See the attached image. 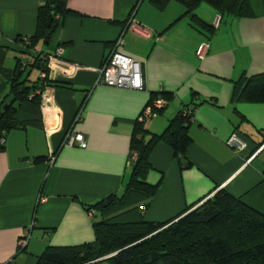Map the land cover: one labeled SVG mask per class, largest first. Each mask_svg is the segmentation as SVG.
<instances>
[{
    "label": "crops",
    "instance_id": "0c3cea01",
    "mask_svg": "<svg viewBox=\"0 0 264 264\" xmlns=\"http://www.w3.org/2000/svg\"><path fill=\"white\" fill-rule=\"evenodd\" d=\"M45 2L0 0L6 68L18 58L32 61L25 40L35 34ZM250 5L251 15L241 18L205 1L189 11L180 0H67L77 14L63 17L49 41L36 46L50 55L63 48L51 61L40 108L16 112L27 124L10 130L0 150V264H37L51 246L95 241L102 216L89 208L127 188L135 125L151 99L166 100L144 121L151 133L163 132L184 107L196 110L183 159L165 142L151 153L147 181L158 189L144 203V221L173 220L223 188L264 214V102L239 100L237 84L243 74L264 73V0ZM133 15L141 28L128 29L119 51L141 63L145 89L97 85ZM203 43L209 48L201 59ZM9 58L14 66L6 65ZM81 106L74 129L87 147L62 146ZM234 132L247 142L242 151L227 145ZM27 231L30 239L20 247Z\"/></svg>",
    "mask_w": 264,
    "mask_h": 264
},
{
    "label": "trees",
    "instance_id": "16d2710c",
    "mask_svg": "<svg viewBox=\"0 0 264 264\" xmlns=\"http://www.w3.org/2000/svg\"><path fill=\"white\" fill-rule=\"evenodd\" d=\"M153 1L163 4L167 0ZM180 1L189 11L205 1L222 14L241 18L251 15L250 0ZM70 14L77 13L68 8L67 0H46L39 10L35 34L25 40L28 51H34L32 61L27 64L18 58L13 69L6 68L3 65L5 48L0 47V77L3 76L0 140L6 138L10 130L26 126L27 122L15 116L18 110L38 112L43 91L50 85V54L38 51L36 46L42 40L48 42L61 19ZM32 68L38 70L34 80L28 76ZM42 73L46 76L42 77ZM237 84L239 100L264 102V73L243 74ZM195 106L184 107L161 133H151L144 122H137L130 152L131 158H135L127 188L121 196L111 195L89 208L99 210L102 216L94 223L95 241L79 246H51L37 264H264V214L224 188L173 220L144 221L141 206L145 207L144 203H148L158 189V184L147 181L152 169L151 153L158 143L165 142L178 157H185L193 142L189 125ZM5 144L0 143V150ZM142 246L145 249L141 251Z\"/></svg>",
    "mask_w": 264,
    "mask_h": 264
},
{
    "label": "built area",
    "instance_id": "2783aa9c",
    "mask_svg": "<svg viewBox=\"0 0 264 264\" xmlns=\"http://www.w3.org/2000/svg\"><path fill=\"white\" fill-rule=\"evenodd\" d=\"M219 21L220 18L216 20V25L219 24ZM129 28L135 31H137V28H141V26L135 21L134 15L129 18L126 28L122 31V33L115 41L113 51L105 59L96 83L97 85L104 84L130 89H145L141 63L119 51V48L125 43V35ZM208 48V43L201 44L197 49V56L201 59L205 58ZM62 54L63 48L60 47L59 49H57L56 54L49 55L48 67L51 68V61ZM41 76L45 77L46 74L42 73ZM165 105L166 100L163 98L157 99L152 103L147 104L139 117V122L143 123L149 117L155 116L158 113L159 109L164 108ZM83 111L84 106H81L74 117L73 125L68 129L63 138L61 144L62 146L78 145L82 148L87 147V140L85 135L76 132L74 129L75 125L82 120ZM0 143H6V138L2 137ZM227 145L235 151H242L247 147V142L238 133L234 132L228 139ZM133 158H135V156H133L131 159ZM251 159L252 157L248 161L250 162ZM142 209H146V206H142ZM89 213L93 215L94 211L90 210ZM29 239L30 233L27 231L20 240V247H25Z\"/></svg>",
    "mask_w": 264,
    "mask_h": 264
},
{
    "label": "rangeland",
    "instance_id": "374dc122",
    "mask_svg": "<svg viewBox=\"0 0 264 264\" xmlns=\"http://www.w3.org/2000/svg\"><path fill=\"white\" fill-rule=\"evenodd\" d=\"M6 65L7 66H14V60H12V59H7V63H6ZM32 69H34V68H32ZM32 76L34 77V78H37L38 77V70L37 69H34L32 72ZM3 76H1L0 77V83H2V81H3ZM5 81V80H4ZM144 240V239H143ZM143 249H145V247L144 246H142L141 247V251L143 250ZM101 259H104V257L103 258H101ZM104 264H107V263H104Z\"/></svg>",
    "mask_w": 264,
    "mask_h": 264
},
{
    "label": "water",
    "instance_id": "95a60500",
    "mask_svg": "<svg viewBox=\"0 0 264 264\" xmlns=\"http://www.w3.org/2000/svg\"><path fill=\"white\" fill-rule=\"evenodd\" d=\"M55 27H56V25H55ZM5 109H7V105L4 106V110ZM2 114H3V111L0 113V117L2 116Z\"/></svg>",
    "mask_w": 264,
    "mask_h": 264
}]
</instances>
